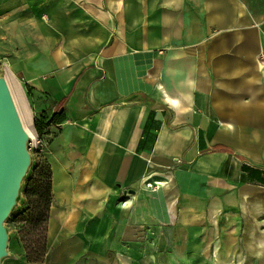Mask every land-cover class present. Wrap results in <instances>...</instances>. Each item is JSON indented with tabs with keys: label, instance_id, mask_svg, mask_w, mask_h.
<instances>
[{
	"label": "crops",
	"instance_id": "1",
	"mask_svg": "<svg viewBox=\"0 0 264 264\" xmlns=\"http://www.w3.org/2000/svg\"><path fill=\"white\" fill-rule=\"evenodd\" d=\"M0 17L36 33L23 69L66 114L47 254L19 264H264V0H0Z\"/></svg>",
	"mask_w": 264,
	"mask_h": 264
},
{
	"label": "rangeland",
	"instance_id": "2",
	"mask_svg": "<svg viewBox=\"0 0 264 264\" xmlns=\"http://www.w3.org/2000/svg\"><path fill=\"white\" fill-rule=\"evenodd\" d=\"M9 22H2L0 17V76L7 78L12 94L15 92V95L13 94L14 99L16 98L15 101L24 124L31 134L30 150L33 160L23 182L20 201L6 222L10 233L8 250L11 256L6 258L3 264H19L23 260L28 262L30 259H36L35 253L38 255L42 253L43 242L44 240L46 241L47 237L48 219H44L38 224L32 222V212H30L32 205L28 204L24 191L29 179L38 175L35 165L40 164V170L44 166L47 134L50 135V130L52 129L49 127L42 135H39L36 131V117H42V114L50 117V100L48 96L34 89L23 69V63L27 57L39 52L36 49H32V46L36 42V33L32 32V29L28 31L27 28L25 31L14 33L10 24H7ZM26 85L32 88L30 95H28ZM13 87L15 90H13ZM17 88H19L23 100L25 99V104L20 102L21 98L20 96L18 97ZM32 118L34 119L33 121ZM40 141H43L44 145Z\"/></svg>",
	"mask_w": 264,
	"mask_h": 264
},
{
	"label": "water",
	"instance_id": "3",
	"mask_svg": "<svg viewBox=\"0 0 264 264\" xmlns=\"http://www.w3.org/2000/svg\"><path fill=\"white\" fill-rule=\"evenodd\" d=\"M55 113L49 117V122ZM31 134L5 76H0V264L10 255L6 222L18 205L32 165Z\"/></svg>",
	"mask_w": 264,
	"mask_h": 264
},
{
	"label": "trees",
	"instance_id": "4",
	"mask_svg": "<svg viewBox=\"0 0 264 264\" xmlns=\"http://www.w3.org/2000/svg\"><path fill=\"white\" fill-rule=\"evenodd\" d=\"M28 91V95L31 94L32 88L28 85L25 86ZM54 110V117L49 122V116L36 117L35 128L39 135L45 133V131L53 124L62 123L66 120L64 104L56 102ZM49 132V131H48ZM36 177L29 179L27 186L25 187V197L32 212V222L34 224L41 223L44 219L49 218L51 203H52V169L48 161L45 159L44 166L40 170V164L35 165ZM40 170V171H39ZM44 247L41 254L35 253L36 259L29 260L28 263H41L47 254V237L43 242ZM46 244V247H45ZM34 256V254H33Z\"/></svg>",
	"mask_w": 264,
	"mask_h": 264
},
{
	"label": "bare ground",
	"instance_id": "5",
	"mask_svg": "<svg viewBox=\"0 0 264 264\" xmlns=\"http://www.w3.org/2000/svg\"><path fill=\"white\" fill-rule=\"evenodd\" d=\"M13 88H14V87H13ZM13 90H15V88H14ZM14 93H15V92H14ZM14 93H13V94H14ZM17 94H18V97L20 96V98H21V101H20V102H21L22 104H25V103H24V100H25V99L23 100V96L21 95V92H20L19 88H17ZM14 95H15V94H14ZM16 96H17V95H16ZM15 99H16V98H15ZM17 100H18V99H17ZM21 109H22V108H21ZM23 111H24V110H23ZM23 115H24V114H23ZM25 119H26V118H25Z\"/></svg>",
	"mask_w": 264,
	"mask_h": 264
},
{
	"label": "built area",
	"instance_id": "6",
	"mask_svg": "<svg viewBox=\"0 0 264 264\" xmlns=\"http://www.w3.org/2000/svg\"><path fill=\"white\" fill-rule=\"evenodd\" d=\"M40 143H41L42 145H44L43 141H40ZM46 146H47V143H46Z\"/></svg>",
	"mask_w": 264,
	"mask_h": 264
}]
</instances>
